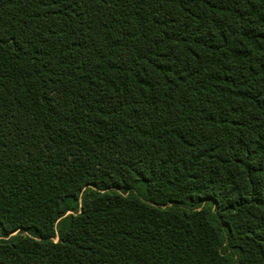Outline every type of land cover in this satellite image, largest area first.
<instances>
[{
	"label": "trees",
	"instance_id": "1",
	"mask_svg": "<svg viewBox=\"0 0 264 264\" xmlns=\"http://www.w3.org/2000/svg\"><path fill=\"white\" fill-rule=\"evenodd\" d=\"M0 264H264V0H0Z\"/></svg>",
	"mask_w": 264,
	"mask_h": 264
}]
</instances>
